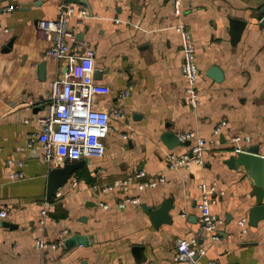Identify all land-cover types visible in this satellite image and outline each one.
I'll use <instances>...</instances> for the list:
<instances>
[{
	"label": "crops",
	"instance_id": "0c3cea01",
	"mask_svg": "<svg viewBox=\"0 0 264 264\" xmlns=\"http://www.w3.org/2000/svg\"><path fill=\"white\" fill-rule=\"evenodd\" d=\"M61 1L0 0V211L8 212L0 216V264H185L177 258L178 243L200 233L202 186L214 183L211 209L225 223L219 240L201 233L206 253L199 262L264 264V218L250 224L256 205L251 179L244 167L228 163L237 152L235 135L252 138L241 141V150L254 146L264 156V0H181L180 15L173 0H72L69 27L79 43L95 50L93 58L76 62L93 85V106L112 112L121 106L127 115L112 117L104 156L86 158L49 198L50 171L69 161L58 153L44 158L40 118L47 114L51 82L63 77L68 62L50 54L55 34L41 21L57 19ZM233 18L245 21L239 34ZM180 23L196 45L198 107L187 100ZM212 65L223 70V80L207 74ZM223 120L227 125L203 164L168 165L169 153L190 152L191 143L170 147L167 132L196 130L210 138ZM9 157L25 160L24 178L10 177L16 165ZM138 169L167 180L144 190L100 189ZM126 196L141 202L121 207ZM166 200L171 222L156 225L144 205ZM243 217L244 236L238 225ZM63 230L66 238L80 233L90 243L37 246L38 238L59 241Z\"/></svg>",
	"mask_w": 264,
	"mask_h": 264
},
{
	"label": "built area",
	"instance_id": "2783aa9c",
	"mask_svg": "<svg viewBox=\"0 0 264 264\" xmlns=\"http://www.w3.org/2000/svg\"><path fill=\"white\" fill-rule=\"evenodd\" d=\"M176 14H181V0H173ZM14 5L8 7L14 9ZM61 12L57 19L41 21V27L48 33H54V43L49 52L57 59H67L68 68L62 78L51 82L50 101L47 103V114L40 118L42 131L38 138L43 144V156L51 160L55 153L60 154L68 161H77L92 157H102L106 153V139L111 130L112 117L122 118L127 115L125 109L118 106L112 111L93 106V85L82 78L77 71L76 62L81 59H90L95 55L94 48L85 43H79L76 33L69 27V18L74 10L70 0H62ZM85 12L84 9H82ZM177 30L182 38V73L187 80V100L193 107L200 104L198 79L200 68L196 57V45L190 29L185 23L177 25ZM130 91L124 93L128 96ZM227 121L220 122L213 131V136L205 138L196 130L187 131L179 135L182 140L191 141V150L184 154L169 153L167 163L171 168H187L193 163L203 164L206 149L217 143L219 135ZM251 136L235 135L231 142L236 151H241L242 140L251 141ZM9 165H16V169L10 172L12 179L25 177L24 159L8 158ZM167 180L164 174L151 175L145 169H138L122 178H116L112 182L100 187L102 191L115 189H127L135 186L139 190L156 187ZM94 189H99L94 185ZM216 191V183L208 187L202 186V195L199 201L201 222L200 233L195 234L190 240H180L178 243V259L185 260V264H203L198 257L206 253V247L200 243L201 233L214 241L221 238L220 228L225 223L224 218L215 214L211 209L210 194ZM223 193V191H221ZM139 196H126L120 202L121 207L129 203L140 204ZM48 203L42 209V214L47 213ZM7 210L0 211V216L5 217ZM242 236L248 231V219L243 217L238 220ZM67 230H63L59 241L50 242L44 238H38L36 243L40 248L48 246L56 247L64 243ZM209 264H213L209 262Z\"/></svg>",
	"mask_w": 264,
	"mask_h": 264
},
{
	"label": "water",
	"instance_id": "95a60500",
	"mask_svg": "<svg viewBox=\"0 0 264 264\" xmlns=\"http://www.w3.org/2000/svg\"><path fill=\"white\" fill-rule=\"evenodd\" d=\"M260 16L262 17V24H264V7L261 9ZM232 23L237 34L240 33L245 25V21L238 18H233ZM207 74L217 81H221L224 78L223 70L217 65L210 66ZM164 140L170 147L184 143L178 134L171 131L164 135ZM186 143L189 144L191 141L188 140ZM86 162L85 159L69 161L62 167L53 168L49 174L48 197L51 198L54 196L58 190L70 180L71 176L77 171V169L83 167ZM228 163L231 167H244L251 179L253 185L252 194L256 196V205L250 210V224L257 226L258 222L264 218V156L258 153L257 147L253 146L248 150L237 151ZM144 207L151 213L152 220L156 225H159L161 221L171 222L168 215L170 209L169 201L166 200L159 206L151 207L144 205ZM89 243V236L80 233H75L65 239L67 247Z\"/></svg>",
	"mask_w": 264,
	"mask_h": 264
}]
</instances>
